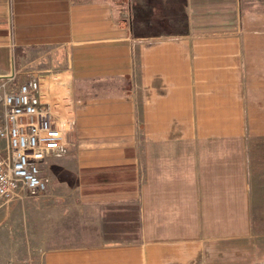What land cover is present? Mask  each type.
I'll return each mask as SVG.
<instances>
[{
  "label": "crops",
  "instance_id": "1",
  "mask_svg": "<svg viewBox=\"0 0 264 264\" xmlns=\"http://www.w3.org/2000/svg\"><path fill=\"white\" fill-rule=\"evenodd\" d=\"M12 74L74 121L41 264H264V0H0Z\"/></svg>",
  "mask_w": 264,
  "mask_h": 264
},
{
  "label": "built area",
  "instance_id": "2",
  "mask_svg": "<svg viewBox=\"0 0 264 264\" xmlns=\"http://www.w3.org/2000/svg\"><path fill=\"white\" fill-rule=\"evenodd\" d=\"M73 120H57L44 101L42 81L12 74L0 79V200L45 194L42 161L69 151Z\"/></svg>",
  "mask_w": 264,
  "mask_h": 264
},
{
  "label": "rangeland",
  "instance_id": "3",
  "mask_svg": "<svg viewBox=\"0 0 264 264\" xmlns=\"http://www.w3.org/2000/svg\"><path fill=\"white\" fill-rule=\"evenodd\" d=\"M43 195L0 200V264H41Z\"/></svg>",
  "mask_w": 264,
  "mask_h": 264
}]
</instances>
